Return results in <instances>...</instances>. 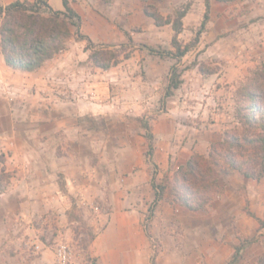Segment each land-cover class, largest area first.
Instances as JSON below:
<instances>
[{
  "label": "crops",
  "instance_id": "0c3cea01",
  "mask_svg": "<svg viewBox=\"0 0 264 264\" xmlns=\"http://www.w3.org/2000/svg\"><path fill=\"white\" fill-rule=\"evenodd\" d=\"M13 1L17 0H0V5ZM48 3L54 11L64 9L62 0ZM71 4L82 19L80 32L93 43L125 42L124 33L102 15L82 4ZM85 46L86 41L71 38L64 51L30 73L7 67L0 56V70L11 75L17 87L33 92L25 108L14 106L13 111L0 114V124L8 126L0 134V172L11 174L10 187L0 198V264H56L46 238H37L39 253L29 248L39 229L26 226L52 206L58 213V234L69 233L66 219L70 205L63 188L69 194L75 190L85 196L91 192L92 196L104 195L109 207L90 224L95 234L87 252L90 261L75 264H255L261 253L255 256L249 252L252 249L241 246L239 237L255 233L258 221L244 213V199L228 180L222 184L223 193L201 211L167 198L154 204V174L157 183L159 177L171 173L174 163L184 164L190 155L184 156L175 145L177 135L167 119L152 121L156 140L152 164L133 147L100 150L101 132L93 127L98 108L79 97L84 92L95 96L102 85L98 75L85 68L90 65ZM61 93L74 97L65 100ZM40 96L58 102L38 111ZM86 115L92 121L90 128L83 130ZM100 119L107 130L115 121L109 115ZM82 142L90 148L80 157ZM89 156L97 157L90 167L83 165ZM58 174L63 176L62 185ZM238 177L241 183H248L242 175ZM248 199L249 211L261 219L263 210L253 207L251 195ZM7 218H16L18 223L10 225Z\"/></svg>",
  "mask_w": 264,
  "mask_h": 264
},
{
  "label": "rangeland",
  "instance_id": "374dc122",
  "mask_svg": "<svg viewBox=\"0 0 264 264\" xmlns=\"http://www.w3.org/2000/svg\"><path fill=\"white\" fill-rule=\"evenodd\" d=\"M209 1V20L205 28L201 29L205 0H71L102 15L114 24L117 30L122 31L126 39L124 43L96 44L98 48L118 54L120 61L116 66L102 70L95 67L89 57L86 62L90 65L85 68L94 71L102 82L95 96L87 92L79 95L82 101L93 103L98 108L93 127L101 132L100 150L133 147L142 152L146 161L152 164V155L150 159L146 157L147 141L142 125L146 123L152 132V121L161 117L172 123L177 135L174 137V143L179 150L181 148L184 156L190 154V157L193 153L205 155L212 143L221 140L225 130L237 126L236 90L240 83L264 62V0ZM147 6H152L164 18L174 17L177 10L186 9L182 19L183 30L178 37L180 44H190L198 33L200 35L197 44L191 46L179 61L148 51V48L160 52L174 49L171 44V25L156 26L153 20L144 14V8ZM121 26L127 30H122ZM173 67L180 74L182 84L178 89L172 90L170 96H166V87ZM13 80L11 75L0 70L1 115H6L7 110L13 111L14 106L25 108L29 103L30 94L33 93L24 87H17ZM73 95L61 93L60 97L70 100ZM39 98L38 111L48 110L50 104L58 102L41 96ZM105 115L115 118L109 130L100 119ZM85 117L87 122L82 128L88 130L92 119L87 115ZM7 127L6 124H0V134L6 132ZM155 141L154 138V148ZM80 144V157H83L90 147L84 142ZM49 147L54 148L52 144ZM96 162L97 157L89 156L86 163L81 164L90 167ZM176 166L178 165L174 163L171 173L159 177L157 181L168 187L167 200L171 199L169 191L173 173L180 165L177 168ZM152 167L155 169L154 164ZM238 176L239 173H234L222 178L221 184L228 180L238 187V192L244 199V208L247 207L248 211L249 195L253 207L263 210L261 223L257 222V231L239 237L240 245L252 249L249 252L258 256L264 252V181L248 179V183L244 184ZM10 177V173H4L3 170L0 172V198L10 187ZM58 181L60 185L64 182L61 174H58ZM62 191L68 194L70 205L66 219L69 233L66 236L58 234V213L52 206L40 213L37 220L28 223L26 229H30L32 225L39 229L37 238H46L45 245L53 250L55 259L57 244L64 242L69 246L70 264L90 261L87 252L95 237L90 224L93 218L107 212L109 207L106 197L92 196V192L87 193V197L83 192L75 190L69 194L64 188ZM95 207L98 211H95ZM7 220L13 226L18 223L14 221L16 218ZM49 226L51 227L48 230ZM248 230L250 234L252 229L248 227Z\"/></svg>",
  "mask_w": 264,
  "mask_h": 264
},
{
  "label": "trees",
  "instance_id": "16d2710c",
  "mask_svg": "<svg viewBox=\"0 0 264 264\" xmlns=\"http://www.w3.org/2000/svg\"><path fill=\"white\" fill-rule=\"evenodd\" d=\"M62 3V11H54L48 0H17L4 6L0 5V53L7 67L21 72H35L64 51L71 38L86 41L85 50L89 52L88 57L95 67L108 70L119 63L116 52L98 48L80 32L81 17L69 0H62ZM204 3L201 29L205 28L210 13V1L205 0ZM144 14L151 18L156 26L170 24L173 31L171 44L174 51L160 52L148 48L150 53L167 55L179 61L191 46L197 44L199 33L190 44L182 46L179 42L186 9L177 10L174 17L164 18L152 6H147L144 8ZM181 84L180 74L173 67L165 95L170 96L172 90L178 89ZM235 119L237 126L225 130L221 140L212 143L205 155L193 153L173 173L169 191L171 203L192 211H201L206 209L216 196L223 193L222 178L239 173L246 179L264 181V62L238 86ZM142 127L147 141L146 157L150 159L154 136L146 123ZM151 185L155 192L154 204L167 198L169 189L164 184L156 183L155 174ZM152 210L149 209L148 219ZM244 210L261 223L247 207ZM152 264H155L154 261ZM255 264H264V252Z\"/></svg>",
  "mask_w": 264,
  "mask_h": 264
},
{
  "label": "built area",
  "instance_id": "2783aa9c",
  "mask_svg": "<svg viewBox=\"0 0 264 264\" xmlns=\"http://www.w3.org/2000/svg\"><path fill=\"white\" fill-rule=\"evenodd\" d=\"M95 211H98V208H94ZM36 241L29 244V248L32 249L33 253H39L41 247ZM56 264H70V255H69V246L64 242H59L56 247Z\"/></svg>",
  "mask_w": 264,
  "mask_h": 264
}]
</instances>
